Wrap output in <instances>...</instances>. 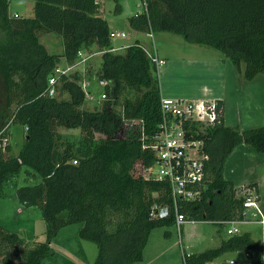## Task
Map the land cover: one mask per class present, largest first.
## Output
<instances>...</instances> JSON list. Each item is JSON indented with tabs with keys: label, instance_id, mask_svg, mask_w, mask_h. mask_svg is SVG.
<instances>
[{
	"label": "trees",
	"instance_id": "trees-1",
	"mask_svg": "<svg viewBox=\"0 0 264 264\" xmlns=\"http://www.w3.org/2000/svg\"><path fill=\"white\" fill-rule=\"evenodd\" d=\"M34 1L33 16L15 17L9 12L10 0H0V131L12 123L25 132L17 155L11 148L0 150V197L5 184L23 171L38 179L16 185V196L22 206L41 210L45 238L26 240L0 224V264H42L59 231L74 223H82L80 238L98 247L93 264H136L143 260L150 232L176 224L172 209L165 218L150 217L153 206L172 204L169 185L134 173L139 163L155 159L144 146L153 141L162 121L156 68L139 41L123 52L113 51L112 31L101 11L107 0ZM112 1L120 13L121 0ZM143 2L147 9L128 18L134 31L169 32L214 48L239 71L245 64L247 80L264 74V0ZM44 33L62 38L68 59H77L83 47L99 46L102 61L97 76L108 81V107L82 109L81 72L60 80L66 97L46 93L61 57L49 54L40 42ZM125 88L137 96L123 98ZM217 103L219 121L197 136L205 140L209 155L206 188L199 200L181 201L179 212L188 220L222 225L244 219V199L234 182L224 177V163L239 145L264 153V126L244 130L226 126L223 101ZM131 121L140 124L139 131L116 137ZM58 128L79 129L80 138L73 141ZM257 247L249 233L234 235L215 248L183 251L179 264H208L226 252Z\"/></svg>",
	"mask_w": 264,
	"mask_h": 264
},
{
	"label": "rangeland",
	"instance_id": "rangeland-1",
	"mask_svg": "<svg viewBox=\"0 0 264 264\" xmlns=\"http://www.w3.org/2000/svg\"><path fill=\"white\" fill-rule=\"evenodd\" d=\"M34 5V0H10L9 12L11 15L33 16ZM121 5L120 13L115 12L116 4L112 0L105 1L101 9L102 16L108 21L111 30L129 33L127 38H111L115 48L129 46L135 42L139 35L137 31L131 30L128 18L144 10L142 0H121ZM139 39L137 41L145 44L149 50L152 49V39L147 36H141ZM40 42L49 54L61 57L59 66L71 67V79L73 74L81 72V82H89L87 91L92 98L85 97L82 109L95 111L108 107V104L105 105L108 96L101 98L106 91L105 86L100 83L102 78L97 76L102 61V51L98 45L83 47L79 52L87 60L82 61V57L68 59L63 40L55 33L41 34ZM154 44L158 55L165 59V64L158 69L161 96L197 100L212 99L220 95L224 99L223 115L226 126L239 130L264 126V74L247 80L243 74L245 64L239 71L224 53L187 42L182 36L173 33L154 32ZM123 51L125 50L115 52ZM91 55L92 57H89ZM122 93L123 98L137 96L136 92L128 88ZM56 97H66L62 83L58 85ZM139 127L140 124L136 121L126 122L116 137L128 136L134 131H139ZM9 129L11 154L17 155L23 144L24 128L20 124L11 123ZM58 131L73 141L80 138L79 129L58 128ZM134 173L137 174L138 170L135 169ZM223 175L234 182L242 196H246L248 190H255L258 195L257 207L264 218V153H259L247 145L235 147L224 163ZM36 182L38 179L27 176L23 171L5 184L3 195L0 197V224L26 240H43L46 222L41 210L24 207L18 202L16 185ZM255 213L254 208H247L244 220L222 225L208 221H187L180 229L176 224L155 228L150 232L143 249V260L136 264H179L183 251L199 253L218 247L222 240L231 237L227 230L233 228L238 230V235L249 233L258 247L253 250L226 252L208 264H264V226L257 221L260 216L255 217ZM81 228L82 223L62 228L52 242V253L42 264L94 262L98 247L80 238ZM166 231L169 232L168 235L165 234Z\"/></svg>",
	"mask_w": 264,
	"mask_h": 264
},
{
	"label": "built area",
	"instance_id": "built-area-1",
	"mask_svg": "<svg viewBox=\"0 0 264 264\" xmlns=\"http://www.w3.org/2000/svg\"><path fill=\"white\" fill-rule=\"evenodd\" d=\"M144 10L147 9V3L143 2ZM15 17L18 14H14ZM152 39V49L143 44H137L149 57L152 65L156 68L157 74L160 66L165 64V59L157 53L154 44V32L150 31L145 34ZM111 38L122 37L127 38L126 32H111ZM127 46L113 48V51L122 50ZM79 57L83 58V54L79 52ZM71 74V67H57L53 75L49 78L46 93L55 96L58 91V84L63 76ZM103 86L108 85V81L102 80ZM89 82H81V88L85 93V97L91 99L92 96L87 91ZM106 91L101 95L102 99L106 98ZM162 121L159 124V131L150 144L144 148L150 150L154 156V162L146 164L141 162L137 166L138 173L141 178L165 182L170 187V196L172 204L155 205L150 211L151 218H165L170 215L171 209L175 213L176 225L179 229L188 220L179 212L181 201H195L202 197V192L206 188V162L209 155L205 150V140L197 138L198 135L205 134L208 127L214 126L219 121L221 113L217 100H182L177 98H166L161 96ZM10 123L0 131V150L3 152L11 148V136L9 132ZM196 127V128H195ZM8 129V130H7ZM27 130V128H25ZM77 163L76 160L73 161ZM246 196L242 197L244 207V219L247 208H254L256 213L254 216H260L257 221L264 226V218L261 217L257 207L258 195L255 190H248ZM243 219V220H244ZM235 222V221H230ZM228 223V222H227ZM230 236L238 235L236 228L228 229Z\"/></svg>",
	"mask_w": 264,
	"mask_h": 264
},
{
	"label": "crops",
	"instance_id": "crops-1",
	"mask_svg": "<svg viewBox=\"0 0 264 264\" xmlns=\"http://www.w3.org/2000/svg\"><path fill=\"white\" fill-rule=\"evenodd\" d=\"M141 12H142V11H141ZM139 13H140V12H139ZM131 16H132V15H131ZM130 28H131V27H130ZM131 30H133V29H131ZM111 31L114 32L113 30H111ZM127 34H128V36H129V33H127ZM141 34H142V33L138 32V35H139L138 37H139V38H140L141 36H146V35H145L146 33H145V34H142V35H141ZM138 37L135 39V41L140 40ZM113 47H114V46H113ZM97 53H100V52H97ZM97 53H96V54H97ZM101 55H102V54H101ZM89 57H92V55L89 56ZM86 60H87V59H86ZM86 60H85V61H86ZM257 76H258V75H257ZM257 76H256V77H257ZM200 100H221V101H223V109H224V99H223L222 96H220V95L214 96L212 99H205V98H202V99H197V100H195V101H200ZM223 116H224V115H223ZM224 123H225V122H224ZM89 264H93V262H91V263H89Z\"/></svg>",
	"mask_w": 264,
	"mask_h": 264
}]
</instances>
